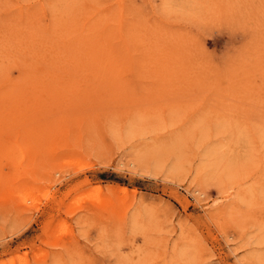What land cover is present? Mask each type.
I'll list each match as a JSON object with an SVG mask.
<instances>
[{
  "label": "rangeland",
  "instance_id": "rangeland-1",
  "mask_svg": "<svg viewBox=\"0 0 264 264\" xmlns=\"http://www.w3.org/2000/svg\"><path fill=\"white\" fill-rule=\"evenodd\" d=\"M0 264H264V0H0Z\"/></svg>",
  "mask_w": 264,
  "mask_h": 264
},
{
  "label": "bare ground",
  "instance_id": "bare-ground-1",
  "mask_svg": "<svg viewBox=\"0 0 264 264\" xmlns=\"http://www.w3.org/2000/svg\"><path fill=\"white\" fill-rule=\"evenodd\" d=\"M132 68V67H131Z\"/></svg>",
  "mask_w": 264,
  "mask_h": 264
}]
</instances>
